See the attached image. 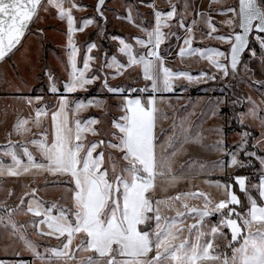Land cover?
Here are the masks:
<instances>
[{"label": "rangeland", "instance_id": "374dc122", "mask_svg": "<svg viewBox=\"0 0 264 264\" xmlns=\"http://www.w3.org/2000/svg\"><path fill=\"white\" fill-rule=\"evenodd\" d=\"M95 3L96 0H63L65 10L71 9L73 27L76 29L71 35L72 45L76 48V66L84 70L86 78L95 77L93 83L72 93L66 91L65 85L72 79L69 26L67 18H60L59 9L47 2L36 26L45 30L46 42L52 44L51 47L45 48L41 36L33 32L23 47L0 66V92L33 94L36 101L33 117L28 116L29 111H26L21 101H14L13 111L17 117L9 136L0 141L4 142L6 139L11 144L13 143L11 139L15 137L14 141L21 140L22 144L19 146V152L9 150V153L26 156L24 154L26 148L30 153L35 150L38 155H42L38 144L33 141L39 142L47 136V107L55 100L57 94L66 93L73 102L75 110L77 103L87 105L79 109L81 111L77 112L74 123L79 121L81 127L84 125L82 139L86 146L93 142L104 141L103 144H99L93 155L101 152L104 154L101 170L107 169L108 179L115 181L122 168L129 166L128 161L123 159V153L109 146L110 143H118V137L121 135L114 126L115 123H122L121 117L125 115L119 98L133 93L147 94L152 89V86H148L139 76L140 64L129 65L128 56L120 51L123 47L120 40L132 45L133 54L137 58L146 55L150 49L138 44L137 38L147 41L148 34L153 32L159 23L163 39L157 51L164 58L166 68L173 73L183 72L192 77L189 80L186 76H174L170 80L172 90L165 91L166 95L156 102L158 122L154 145L156 159L162 162V165L158 163L159 167H168L169 171H172V168L183 171L185 168L178 164L188 162V158L193 161L190 162L191 164H196V159H193L199 155L198 148L202 145H196L195 142L202 140L196 139L195 133L198 129L194 128V124L197 123L201 129V126L204 127L208 123L207 121H217L218 111L224 115L223 108L231 109L230 115H224L227 123H231L232 111L240 107V102L236 98H242L243 91L246 99L243 109L237 112V118L242 124L249 125L250 131L240 130L245 137L241 156L244 159L249 158L246 159L245 164H250L252 162L250 160L253 159L258 162L261 157L249 147L248 141L253 138L255 130H258L261 138L257 144L260 148L264 147V47L258 39L264 36H253V42L241 67L244 79L238 84L236 98L218 84V79L228 77L227 47L232 39L221 40L217 37H229L227 32L236 29V0H110L105 10L109 20L106 43L103 42L98 30L100 21L94 15ZM73 4L79 7L74 8ZM173 9V16L168 17L167 13ZM157 12L162 14L159 20L156 16ZM89 19L92 23L85 27L84 21ZM181 49L184 50V55L180 54ZM192 50L196 51L193 53ZM212 50L223 52L225 55L213 56L212 60H209L200 54L210 53ZM85 60H88V69H84ZM212 61L224 65L227 68V75ZM53 86L57 89L55 93L51 91ZM109 88L120 91L111 92ZM142 89L146 91H141ZM186 97L188 99H184ZM90 101L92 103H89ZM41 109L43 111L37 116V111ZM90 120H96L97 123L88 124ZM20 121L26 123L18 131L17 124ZM170 126L172 130L169 129ZM87 129L94 130L95 134ZM172 163H177L176 168L171 167ZM260 170H264V159L260 160ZM109 203L111 204V201ZM162 211L166 213L162 217L175 218L178 227L183 230L177 243L184 239L195 240L197 229H193L190 234L188 227L196 223L193 222L192 217V215L196 217V214L182 210L179 205L173 206L166 212L160 205L159 213ZM177 212L184 215L178 217ZM5 217L12 218L8 213ZM205 219L202 226L197 225L199 230L206 233L202 242L212 240L208 233L213 222L210 217ZM9 225L8 229L0 228V257L12 259L0 260V264H89L91 257H87L84 253L90 252L84 250L86 246L84 243L82 245V241L77 251L69 246L67 254L58 258L52 250L63 251L66 242L34 240L35 225L32 220L25 230L27 236L17 235L14 229L18 227L13 226L12 221ZM258 228L264 229V226L252 225L251 230L256 231ZM154 230L155 220L152 232ZM152 238L155 239L154 236ZM25 240L31 242L35 253H39V256L26 247ZM221 240L222 237L218 235L213 245L224 243ZM217 253L221 254L220 261H204L201 264H222L223 255L230 256L231 248H222ZM155 255L156 250L153 249L147 256L141 257L142 264H149ZM22 256L31 258H19ZM91 260L92 264H107L108 257H94Z\"/></svg>", "mask_w": 264, "mask_h": 264}, {"label": "snow or ice", "instance_id": "6c2138e0", "mask_svg": "<svg viewBox=\"0 0 264 264\" xmlns=\"http://www.w3.org/2000/svg\"><path fill=\"white\" fill-rule=\"evenodd\" d=\"M47 3L54 5L59 9L61 19L67 18L69 45L72 47L70 57L72 65V79L65 85L67 92L72 93L77 89H83L86 85L93 83V78H86L84 70L76 66L75 53L76 48L72 45L71 35L76 30L73 27L74 20L71 9L65 10L63 0H47ZM104 0H99L103 5ZM42 0H0V60H3L18 45L23 37L30 22L37 15L38 8ZM72 7H79L73 4ZM99 11V7H98ZM235 11V9H231ZM174 9L167 13L172 17ZM161 13L157 12L159 20ZM239 27L243 30L242 34L237 33L234 37V43L231 44V67L236 68L240 54L245 50L248 44L249 33L253 28L257 32L264 33V3H258L257 0H239ZM254 21H258L255 25ZM92 20H85L84 26L91 24ZM229 23H232L229 21ZM211 27V25H210ZM83 28L80 29L82 31ZM213 31L215 28L213 27ZM221 40H231V37H217ZM163 39L159 23L156 29L148 34L147 41L137 38V43L145 48H149L146 55H140L138 58L133 54L132 45L120 40V51L128 56L129 65L141 64L143 66L144 78L152 81L153 91H171L170 80L176 76H186L189 80L190 75L183 72L173 73L166 67H163L162 59L157 49ZM261 46L264 47V38L258 37ZM189 43V41H185ZM196 50H192L194 53ZM181 55L184 50L181 49ZM202 57L212 60L213 56H224L223 52L212 50L210 53H200ZM91 59V57H89ZM157 61L160 64L157 65ZM216 63V61H212ZM216 66L227 75V68L216 63ZM88 60L84 61V69H88ZM162 69L163 78H160ZM107 87V85H105ZM111 92L120 91L119 89L109 88ZM56 92L55 86L51 88ZM141 91H146L142 89ZM89 103H92L91 101ZM87 105L83 103L76 104V110ZM61 111L52 114L54 127V138L49 143L47 136L37 143L41 154L46 163H36L32 153L24 149L29 165L45 169L52 172L68 174L75 183L74 202L76 211L75 219L69 220L64 211L53 216L51 209L47 210L46 218L41 223H47L48 227L61 236L67 235V243L63 245V251L53 249L56 257H63L67 254L69 246L72 244L73 236L76 233H84L87 236L86 248L84 250H93L99 254V257H108L107 264H142L141 257L147 256L153 249L156 250L155 257L149 264H201L204 261H220L221 255L214 252L213 241L219 235L223 237L221 226L217 225L210 229L209 235L212 240L202 242L205 232L198 229L197 225H203L204 218L211 213L207 210L189 208L187 204L183 207L188 209L189 213L196 214L199 217L197 224L190 225L188 231L191 234L193 229H197L195 240H180L182 229L178 227L175 218L162 217L159 214V208L153 207V201L147 195L154 188V180L157 175L158 162L155 155L154 145V126H155V101L150 99L147 106L142 104L140 99H129L125 104V115L121 117L122 123H115V127L121 134L118 137V143H110V147L118 149L123 153V159L128 161L127 167L122 168L121 173L116 176L115 181L108 179L107 169L101 170L104 162V154L93 153L99 144L104 141L93 142L85 145L82 142L81 133L85 128L81 127L79 121L75 122V133L69 127L67 116L62 114L67 107V101L61 103ZM43 110L37 111V116ZM26 121H20L17 124V130H21ZM96 120H90L88 124H95ZM95 134L92 129H87ZM83 152V155L81 153ZM15 165L19 166L22 162L14 152L10 153ZM233 165L237 163L233 156ZM28 168L25 167V171ZM10 174L16 173L9 170ZM115 171V165H113ZM237 183L241 191H247L245 180L237 178ZM259 198L264 201V180L260 181L258 186ZM203 195V194H201ZM179 200L180 197H175ZM250 199V208L246 215L236 212L230 205H239L240 199L237 195L229 193V198L220 200L213 211L227 210L223 213L224 219L221 225L231 232V241L228 245L231 248V255H223L222 264H264V229L258 228L252 231L254 223L264 225V206H260L256 199ZM204 208H208L207 197ZM111 201V204L109 203ZM160 202H157V204ZM29 212L40 216L41 212L29 207ZM155 212L154 216L149 213ZM184 213L177 212V216H183ZM235 216V218H233ZM155 220V230L152 233L141 230L138 226L145 224L149 220ZM182 223V221H181ZM247 230V231H246ZM246 232V234H245ZM51 234V233H49ZM155 237L153 239L152 237ZM23 239V237H21ZM84 242H82L83 245ZM238 244V246H233ZM27 248L35 253V248L31 242L25 240ZM115 246V247H114ZM39 256V253H35ZM120 257V259H117ZM89 264H92L91 258Z\"/></svg>", "mask_w": 264, "mask_h": 264}, {"label": "crops", "instance_id": "0c3cea01", "mask_svg": "<svg viewBox=\"0 0 264 264\" xmlns=\"http://www.w3.org/2000/svg\"><path fill=\"white\" fill-rule=\"evenodd\" d=\"M162 59L163 67H166L164 58L159 55ZM160 61H157V65ZM160 78H163L162 69L159 73ZM140 78H144L143 66L140 64ZM145 79V78H144ZM151 81V80H147ZM166 95L165 91H154V94L150 97L143 98L141 96H130L124 95L120 97V102L125 108L126 101L129 99H140L142 104L147 106V102L150 99L155 101V126L154 136L157 127V105L156 102L162 96ZM207 97V95H202ZM177 97V96H175ZM53 99V98H52ZM183 99V98H181ZM188 99V97L184 98ZM67 101V107L64 109L63 115L67 116L69 127L72 128L73 134L75 133V123L77 112L73 102L70 100L69 95L66 93L57 94L54 101L50 102L47 107L48 112V124L47 128V139L51 143L54 138V127L52 122V114L61 111V103ZM21 101L29 117H33L36 111L35 97L31 94H15L8 92H0V139L8 137L9 132L12 131V125L15 122L17 115H14L13 106L15 102ZM217 116V121H207L208 123L201 129L194 124V128L198 129L195 133L196 139H201L202 142H195L196 145H202L198 148L199 155L195 156L196 164H191V159L188 158V162L179 163L181 167H184L183 171H176L172 168V171L167 170L168 167H157V175L154 180V188L149 191L152 194V201L154 209L161 207L165 209V212L171 210L173 206L179 205L182 210L188 211L183 207L187 204L189 208H197L200 210H207L211 214L206 216L210 217L212 227L220 225L223 237L219 245L214 246V252L218 254V250L228 247L231 241V232L228 228L221 225V221L224 219L223 213L226 210L213 211L215 205L224 199L229 198V193L235 194L233 186L225 183L222 178L230 177L242 164L241 155L245 146V137L242 132L230 129L227 132L223 130V126L226 123V117L221 114ZM76 113V114H75ZM75 114V115H74ZM125 114V111H124ZM240 122V120H239ZM240 124H242L240 122ZM245 125V124H242ZM249 126V125H248ZM84 128V125L83 127ZM172 130V126L169 127ZM85 131V130H84ZM258 135L253 139V146L258 150L264 152V147H259L258 140L261 138V133L258 130ZM82 135V133H81ZM13 143H8L5 139L4 142L0 141V228L8 229L10 221L12 225L18 227L14 229L17 235H25L28 233L25 231L27 224L30 221H34V240H50L56 242H66L67 235L61 236L59 233L54 232L50 229L47 223H41L46 218L47 210L51 209L53 216L58 215L62 210L68 215L69 220H74V213L76 211L74 194H75V183L73 179L65 173L52 172L45 169H39L29 165L27 156L17 155L18 159L21 160L19 166L15 165L9 150L19 152V146L22 141H14L15 137L11 139ZM84 142V139H82ZM13 146V148H12ZM14 149V150H13ZM18 149V150H17ZM35 151V150H34ZM32 153L36 163H46L42 155H38L37 152ZM96 156V154L94 155ZM235 156L237 163L233 165L232 159ZM264 159L261 157L259 162V168L257 176L260 184L261 180H264V170H260V160ZM177 163H172L171 167L176 168ZM25 167L28 168L25 171ZM15 172V175L10 174V171ZM245 180V187L247 189L249 177L247 176H233L234 181L237 183V178ZM241 191V189H240ZM245 192V191H242ZM203 194V195H201ZM179 196L180 199L176 200L175 197ZM205 197H207L208 208L205 209ZM238 197V196H237ZM239 198V197H238ZM157 202H160L157 204ZM176 203V204H175ZM239 205H230V208H236ZM264 206V201L262 205ZM29 207L37 209L41 212L40 216L34 215L33 212H29ZM9 214L12 218L7 219L5 216ZM161 216H165L166 213L163 211L159 213ZM155 212H153V216ZM193 222H198V216H193ZM235 218V216H233ZM206 220V219H204ZM154 221V219H153ZM9 222V223H8ZM264 226L254 223L253 226ZM140 226V225H139ZM138 226V227H139ZM10 227V225H9ZM24 227V229H22ZM51 233V234H49ZM87 236L84 233H76L73 236L72 244L70 245L75 251L78 250L80 241H84L86 246ZM31 240V239H29ZM238 246V244L233 245ZM90 253H84L87 257L96 258L99 254L93 250H88ZM221 255V254H220ZM22 256L19 258H24ZM14 258V257H13ZM17 258V257H15ZM31 258V257H26ZM12 259L11 257H0V260Z\"/></svg>", "mask_w": 264, "mask_h": 264}, {"label": "water", "instance_id": "95a60500", "mask_svg": "<svg viewBox=\"0 0 264 264\" xmlns=\"http://www.w3.org/2000/svg\"><path fill=\"white\" fill-rule=\"evenodd\" d=\"M109 1L110 0H104L103 5H100L99 0H96L95 6H94V15L100 21L99 26H98V30L100 32V35H101L103 42H105V43L107 41L106 33L108 31V24H109V20H108L106 13H105V10H106V7H107V4L109 3ZM46 2H47V0H42V4L38 8L36 17H34L32 22H30V24H29L28 28L26 29L23 37L21 38L20 43L18 45H16V47L12 50V52H10L3 60H0V66L3 63H5L6 61H8L9 59H11L12 56L23 47L24 43L26 42V40L28 39L30 34H32L33 32L38 33L41 36L45 48L48 46V43L46 42L45 30L43 28H38L36 26V23H37L40 15H41L42 9H43L44 5L46 4ZM257 2L258 3H264V0H257ZM98 7H99V11H98ZM238 13H239V0H236V14H237L236 29L234 31L227 32V35L229 37H231V39H232L230 44L227 47L228 77L226 79H218V84H220L226 90H228V92H230V94L235 98H236V94L238 92V84L242 79H244L243 75L241 74V67H242L243 61L245 59V56H246V54H247V52H248V50H249V48L253 42V36L254 35L264 36V33L257 32L255 30V28H253V31L251 33H249V36H248V44H247L245 50L240 54L239 61L237 63L236 68L233 69L231 67V44L234 43V37L237 33H239V34L243 33V30L238 26L239 25ZM256 23H258V21L253 22L254 25ZM245 97H246L245 92L243 91L242 98H236V100L238 102H240L241 108L244 106V102L246 99Z\"/></svg>", "mask_w": 264, "mask_h": 264}, {"label": "trees", "instance_id": "16d2710c", "mask_svg": "<svg viewBox=\"0 0 264 264\" xmlns=\"http://www.w3.org/2000/svg\"><path fill=\"white\" fill-rule=\"evenodd\" d=\"M235 6H236V4H235ZM260 36H262V35H260ZM51 45L52 44L48 43L47 49L49 47H51ZM105 47H108V46H105ZM141 80H143L148 86H152V81H147V80H144L142 78H141ZM153 94H154V91H153V89H151L149 91V93H147V94L139 95V94L133 93L130 96H133V97L141 96L143 98H147V97L152 96ZM31 95H33V94H31ZM240 109H243V107L242 108L239 107L238 109H236V111L234 110V112L232 111L233 115H231L232 116L231 123H227V119H226V123L223 126V130L225 132H227L230 129H235V130H238V131H240L241 129H245V130L248 129L249 130V126L240 124L239 119L237 118V112ZM222 113L224 115L225 114L226 115H230L231 109L223 108ZM257 135H258V132H254L253 138L248 141V145H249V147L252 150L256 151V153L260 157H264V152L258 150L257 148H255L253 146V139ZM246 159L249 160V158H246ZM246 159H244V157L241 156V162H242L241 166L235 172H233L230 177H223L222 178V180L225 183L233 186L234 192L239 197L240 204H239L238 207H236V209L238 210V212L241 215H246L248 209L250 208V199H249V197H251L252 199H256L257 203L259 205H262V200L259 198V193H258L259 178H258V176H256L258 168H259V164L256 161V159L250 160V161H252L250 164H245L246 161H247ZM233 176H247V177H249V182H248V187H247V191L246 192L240 191L238 185L236 184V182L233 179ZM147 195L152 200V194L148 193ZM149 215L153 216V213H149ZM153 226H154V221L152 219V220L147 221L145 224L140 225L139 228L141 230H145V231H148L149 233H152Z\"/></svg>", "mask_w": 264, "mask_h": 264}]
</instances>
